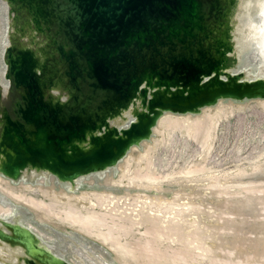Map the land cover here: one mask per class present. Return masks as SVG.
<instances>
[{
  "label": "bare ground",
  "instance_id": "6f19581e",
  "mask_svg": "<svg viewBox=\"0 0 264 264\" xmlns=\"http://www.w3.org/2000/svg\"><path fill=\"white\" fill-rule=\"evenodd\" d=\"M194 1L186 24L160 21L141 27L154 30L153 39H143L150 44L147 49L138 50L141 44L133 42L143 33L138 30L120 46L119 59L111 49L99 59V50L97 55L88 51L104 86L110 81L99 77L100 65L121 85L126 83L122 89H132L139 78L140 86L130 106L119 99L110 102L116 109L111 128L106 130L102 120L90 129L94 118L85 114L80 128L86 134L67 138L66 128L57 151L52 144L55 122L63 124L79 109L88 112L94 105L84 104L89 81L84 80L86 67L78 49L85 42L70 34L79 21L69 6L60 14L63 0H0V264H264L230 257L233 250L247 247L264 261V151L234 168L216 167L209 157L223 120L234 114L242 123L245 118L238 115L247 107L264 114V86L249 84L264 78V0ZM37 10L42 13L38 19ZM58 17L66 24V34L59 33L56 40L62 61L48 31L41 32L44 22L52 26ZM219 19L223 23L218 27ZM166 39L176 40L164 46ZM219 39L231 47L234 63L221 64L217 73L228 75L207 94L216 76L206 77L202 68L203 93L186 98L192 88L183 90L179 74L169 75L183 69L179 61L203 59L210 70L214 59H227L224 48L217 46ZM13 52L16 61H28L39 105L34 113L41 122L38 129L32 122L17 126L25 98L11 76ZM69 66L81 74L70 87L65 77ZM149 101L158 104L151 108V122L129 130L149 114ZM200 105L207 107L198 109ZM179 135L200 146V161L163 173L173 159H181L180 153L168 157V163L160 155L155 158L167 142L174 151L186 148L189 159L197 155V146L182 145ZM34 141L44 152L17 151L20 144ZM106 143L116 151L105 152ZM36 169L52 174L38 196L25 180L27 171Z\"/></svg>",
  "mask_w": 264,
  "mask_h": 264
},
{
  "label": "water",
  "instance_id": "95a60500",
  "mask_svg": "<svg viewBox=\"0 0 264 264\" xmlns=\"http://www.w3.org/2000/svg\"><path fill=\"white\" fill-rule=\"evenodd\" d=\"M196 2L194 0H63V2L60 5V14L67 10L65 7L69 6V11L72 14H75L77 21H79L76 25L73 27H70V29H74V31H71L70 34L76 39L78 38L79 41L85 42L82 50L78 49L80 55V61L85 64L86 67V77L84 80H88L86 87V92L89 91L88 94L85 93L84 96V104L86 107L88 104H91L94 102L93 107L88 112L86 109L84 110L79 109V111L75 114H72V116L68 117V120L64 122L63 124H58L57 121L55 122V125L53 126V129L57 131L56 137L50 141H52V144L54 148L57 150L59 147V140L63 137V132L67 128L68 130L65 133V136L67 138L71 137L73 134L77 133L79 136H84L83 129L80 127V122H82L83 117L85 114H90L89 117L92 119L91 126H88L90 129L93 127H98V123L100 121H104V125L106 126V130L108 128H111L110 121L114 119L113 113L116 111L115 107H113V104H110L111 101H114V99H119V104H124L122 106L126 107L127 105H131V102L129 101L133 95L134 92H136L139 89L140 86V78L137 80L134 84V87L132 89L124 90L122 89L123 85H126V83L118 82L117 79H115V76L112 75L111 72L106 67H101L102 76L99 75V77H102L101 79L104 81H110V83H107V86H104L102 81L98 78V72L96 70L95 64L94 68L91 67L92 62L87 57L88 53H94L97 55V51L99 50V59L104 53L105 50L111 49L115 52L112 53V56L114 59H119V52L120 48L125 45V41H129V37H132L134 34V31H140L142 26H148L150 22H155V25L157 23L161 22H174V23H184L185 17H189L192 15V13L195 10ZM199 4V3H198ZM222 4V3H220ZM222 6H225L222 4ZM17 17V21H22L21 13L16 11L15 13ZM36 17L38 19V14L36 13ZM192 18V16H191ZM190 18V19H191ZM188 19V21H190ZM223 23L222 19L216 20V24L221 25ZM42 24V23H41ZM66 24L58 17V20H56V23L54 25H48L46 22L42 24L41 32H44V30L48 31V34L50 35L52 39V44L55 45L56 53L59 57V59L62 61L64 58V55L62 51L60 50L59 46L57 45V38L59 33L63 36L66 34L65 30ZM143 33L140 37H134V44L139 42L142 47H137L138 50L147 49V45H150L149 43H143V39H149L152 38V33L154 30H152V27L145 28ZM192 35V34H191ZM193 37V36H191ZM139 39V40H138ZM193 39V38H192ZM176 39H172V41H175ZM160 41L159 38L155 41ZM170 39H166L164 41V46H168L172 43ZM194 41V40H193ZM131 42V41H130ZM146 42H148L146 40ZM133 43H131L132 45ZM181 44V43H180ZM194 44V42H193ZM146 45V46H145ZM172 45V44H171ZM121 46V47H120ZM217 46L221 49L224 48V54L226 52L227 59H220L215 60L212 63L214 66H211V69L209 70L206 62L203 59H200L199 62L198 59L195 60L194 63L185 61V63H182L184 61H179V64L181 65V68H183L180 72L173 70V73L170 74V77L175 76V74H179V82L182 85L183 90H187L188 88H192V91L188 93L187 96H191L192 98H195V96L198 95L200 90V83L201 80H203L204 75L207 74L206 77H210L211 75H208L209 73L215 74V81L209 85L207 88V94L208 92L211 93L212 89L216 88L218 85V80H222L221 76H227L225 72L217 73L219 68L221 67V64L225 63V66H229L234 63V58L229 54H231V47L225 44V41H222L219 39V43H217ZM100 47V48H98ZM104 47V48H102ZM124 48V47H123ZM89 51V52H88ZM174 52V49L171 50ZM52 53V52H51ZM101 53V54H100ZM14 56L12 57V67H11V76L13 75L14 80V87L15 89H22L23 95L25 98V101L23 105V109H18V116L19 121L18 125L20 126L23 124V126H28L31 124L35 128L39 126L40 123L36 122V118L34 119V113L37 111L38 101L34 98L35 91L32 86V81L29 78V74L27 72V60L24 61H16L15 57L16 54L14 52L12 53ZM111 55V54H110ZM109 56V53L107 52V55ZM105 63V59H102ZM166 65L169 68H172V64L170 61L164 60ZM111 62V61H108ZM120 64H122L121 60L119 61ZM99 63V62H98ZM164 63V64H165ZM133 64V63H132ZM211 65V63H209ZM207 67V68H206ZM224 67V66H223ZM175 68V66L173 67ZM205 68L206 73L201 72V69ZM69 73L65 72V77L67 78L68 86H72V82L76 79L75 76H80V72L77 69H71L69 66ZM170 70V69H169ZM168 70V71H169ZM75 72V73H73ZM216 72V73H215ZM97 73V74H96ZM171 80H168L170 82ZM232 81V80H230ZM118 82V83H117ZM221 82V81H220ZM117 83V84H115ZM209 83V81H208ZM249 84H259L260 86H264V78H261L256 81H252ZM53 85V82L52 84ZM173 85V84H172ZM77 88V85L74 86ZM203 89V88H202ZM142 97H144V94H142ZM201 98V97H199ZM251 99H260L262 97H250ZM249 98V99H250ZM79 99L78 94L73 97V104L76 102V100ZM240 101V100H238ZM130 102V103H129ZM31 103L34 104V106L31 105ZM112 103V102H111ZM151 104L150 112L148 115L143 114V116H139L138 122H134L131 129V131L134 130L135 126L141 125L142 122H151L149 121L150 117L153 116V112L151 111V108L158 106L157 103H153L152 101H149ZM121 107V106H120ZM204 107H207V105H200L198 106V109H202ZM25 109L28 114H25ZM125 109V108H124ZM111 112V113H110ZM102 113V117L100 115ZM41 115H48V113L44 112L41 113ZM110 118L108 120V123H106V119ZM39 128V127H38ZM37 128V129H38ZM127 128V127H126ZM125 128V129H126ZM83 130V131H82ZM102 129H100L101 131ZM102 133V132H101ZM104 134V133H102ZM100 139V138H98ZM95 142V141H94ZM97 142V139H96ZM16 142H13L11 144L12 147H15ZM9 147V146H8ZM10 148V147H9ZM42 145L37 142H31V143H25L20 144L19 147H17V151L22 149L24 151H28L29 153L33 154L34 151L38 152H44L42 149ZM105 152H115L116 149L113 147V149H108V143L103 146ZM58 151V150H57Z\"/></svg>",
  "mask_w": 264,
  "mask_h": 264
},
{
  "label": "rangeland",
  "instance_id": "374dc122",
  "mask_svg": "<svg viewBox=\"0 0 264 264\" xmlns=\"http://www.w3.org/2000/svg\"><path fill=\"white\" fill-rule=\"evenodd\" d=\"M37 14L39 16L42 15V13L38 12V10H37ZM238 104L239 103H236L235 106L237 107ZM250 104L251 105L254 104V101L253 103H250ZM248 108L250 107H247L245 109L246 111L238 115V117L245 118L242 120V123L237 121V117H235L234 114L231 115L228 119L223 120L221 122L219 129L217 131V134H216V140H215L214 146L209 155V157L211 156V159H212V160L210 159L211 162L214 163L213 165H215L216 167L234 168L237 164L247 165L248 161L250 160L252 161L254 158L258 157L264 151V116H262L264 114L259 113L261 111L259 108L258 112L256 111L254 112L255 114H259L257 116L252 113L253 110L251 108L250 109ZM27 134H28V131H27ZM178 139L182 140L183 142L182 145L184 146L185 144L188 146H192V147L197 146L196 147V151H198L196 152L197 155H193L189 159L190 152L187 151L186 148L180 150L181 147L179 146L178 149L174 151L173 148H171L167 142L166 145L162 146L160 150L157 151L155 158L157 155L158 156L160 155L161 156L160 158L162 160L164 159V161L167 162L168 157L174 156L175 158H177L179 153L183 157L180 155L181 159L179 160L173 159L171 167L166 169L163 173H168L172 169H177L179 166H185L186 164H190V163L192 165L193 163H198L200 161V157L202 155L200 146L196 145V142L190 139L182 138L180 135L178 136ZM51 179H52V174L48 170L36 169V170H28L25 180L27 183L33 184L32 185L33 186L32 191L34 192L33 194L38 196L41 194L39 188L49 183ZM246 248L247 247L243 249L233 250L232 252L233 254L230 256L233 258L232 260L239 261V260H247V259L249 260L250 259L252 261V259H254V262H259V263H261V261L262 263L264 262L263 259H261L260 255H256L258 258L256 259L254 258L256 256H254V254L251 252L252 250L250 249L251 251H249V248H247L248 250L247 252L246 250H244ZM250 252L251 254H253L254 257L250 255ZM247 254L250 258H248ZM220 255H224V253L220 252Z\"/></svg>",
  "mask_w": 264,
  "mask_h": 264
}]
</instances>
